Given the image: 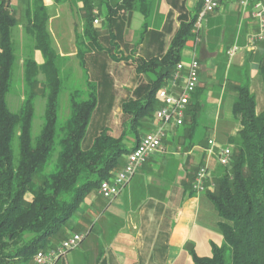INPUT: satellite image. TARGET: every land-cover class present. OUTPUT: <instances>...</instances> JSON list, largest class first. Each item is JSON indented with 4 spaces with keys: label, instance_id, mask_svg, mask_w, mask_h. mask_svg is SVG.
<instances>
[{
    "label": "trees",
    "instance_id": "16d2710c",
    "mask_svg": "<svg viewBox=\"0 0 264 264\" xmlns=\"http://www.w3.org/2000/svg\"><path fill=\"white\" fill-rule=\"evenodd\" d=\"M53 1L60 4L67 0ZM201 3L202 0L191 18L178 26L160 60L137 63L136 72L152 71L155 75L149 78L143 93L135 91V98L127 96L121 102L120 109L128 115L130 129L137 130L142 117L155 111V93L166 84L180 62L179 53L186 39L194 34L192 27ZM83 4L88 12L82 33L85 42L78 45L85 49L79 48L76 56L88 75L85 55L91 47L99 49V45L92 27L91 3L83 0ZM145 6V0H119L112 13L119 8L123 13H131L144 10ZM27 18L25 32L32 36L33 47L41 53L43 62L37 63L29 57L23 60V82L28 91L19 108L12 111L6 97L15 59L10 31L16 19L8 1L0 0V264H34L32 256L37 250L55 247L59 239L64 240L60 234L70 217L102 180L115 174L120 160L130 151L122 131L111 136L102 130L83 147L98 88V83L90 81L89 76L85 89L70 91L68 117L57 123V100L62 86L60 56L51 44L49 15L43 0H28ZM259 71L264 81V59ZM38 85L46 98L44 121L40 133L32 139V101ZM197 90L191 95L182 125L176 126L173 141L178 143L182 138L179 142L182 149L208 146L207 126L202 124L204 105ZM254 107L255 99L248 86H238L231 109L240 128L235 135L220 141L231 148V161L220 174L213 176L214 189L204 190L220 217L218 228L223 243L212 244L210 256L200 257L190 250L193 264H264V109L257 113ZM153 118L154 112L152 121ZM152 126L150 123L148 130ZM137 134L133 144L140 140ZM203 163L200 161L197 168ZM197 168L189 173L191 186Z\"/></svg>",
    "mask_w": 264,
    "mask_h": 264
},
{
    "label": "crops",
    "instance_id": "0c3cea01",
    "mask_svg": "<svg viewBox=\"0 0 264 264\" xmlns=\"http://www.w3.org/2000/svg\"><path fill=\"white\" fill-rule=\"evenodd\" d=\"M7 1L16 19L14 26L19 25L25 31L28 0ZM87 1L91 3L92 17L99 20L98 24L92 23L97 32L99 49L91 47L85 56L88 76L98 83V98L104 92H112L110 80L113 75L123 78L133 76L135 80L130 86L131 90L143 93L155 72L138 73L137 63L160 60L168 50L178 26L191 18L200 2L145 0L147 6L144 10L123 13V9L119 8L112 13L119 0ZM43 3L46 7H53L49 23L57 24L60 19V25L69 21L75 29L82 22L85 25L88 12L83 0H67L60 4L43 0ZM81 12L84 13L83 20ZM250 12L251 7L248 11L241 10L239 0H222L199 31L186 39L179 53L183 63H188L193 57L199 61L197 91L201 98L207 94L202 119L209 131L208 139L213 138L218 145H225L220 141L226 140V136L235 135L240 128L231 108L237 87L244 85L241 84L243 79L246 78L245 84L255 101V95L264 91V81L259 71L264 59V42L252 43L249 40V36L256 31V20ZM84 25L81 26L82 30ZM14 26L10 31L12 43ZM18 36V45L28 43L23 34ZM69 44L74 47H68V50L58 47L59 55L68 51L69 56L76 57L75 39ZM232 49L234 53L230 56ZM30 52L37 63L43 62L38 50ZM223 59H227L226 63ZM232 67L233 76L230 75ZM218 70L224 77L221 98L215 91H208L206 84L207 80L216 79ZM99 77L106 82H99ZM219 77L221 79V75ZM225 99L231 101V106L230 110L225 108L224 123L219 127L217 122ZM176 130V126L168 124L163 149L147 158L117 196L103 198L102 208L94 207L95 198L86 197L75 212L78 215L70 217V225H66L60 234L65 239L79 233L82 239L76 248L59 255L54 264H193L190 250L200 257L210 256L212 244L222 245L218 213L205 193L194 192L189 181V173L195 172L200 161L208 162L209 157L201 146L179 147L182 138L178 143L173 141ZM122 162L125 163V157ZM89 213L91 216H83ZM98 213L100 215L95 216Z\"/></svg>",
    "mask_w": 264,
    "mask_h": 264
},
{
    "label": "rangeland",
    "instance_id": "374dc122",
    "mask_svg": "<svg viewBox=\"0 0 264 264\" xmlns=\"http://www.w3.org/2000/svg\"><path fill=\"white\" fill-rule=\"evenodd\" d=\"M52 9L53 7L51 5L46 7L47 13L50 16H52ZM82 13V20H83V15L84 13ZM210 13H207L203 19H201V25L204 24V21L207 17H209ZM62 17V16H61ZM60 17V18H61ZM23 20V19H22ZM81 20V19H80ZM61 21L60 19L57 20V24L56 22H52L48 24V31L50 33V37H51V44L53 46V48H55L56 50H58V47H65L68 50V47H71L73 45H70L69 43H72V40L75 39V46H76V50L80 49H85L83 46L80 47V45H78L79 43L85 42V38L82 35L83 30L82 27L84 24L82 22L81 26L78 25V27L75 29L73 25L70 24L69 21H66V23H64L63 25H60ZM73 30V32H72ZM13 48H14V54H15V59L14 63H13V71H12V77H11V83H10V88L9 90L11 91L10 93L7 94V103L9 108L12 111H16L20 104H21V96L27 94L28 88L26 86V84L23 82V78H22V68H23V62L22 60H24L25 58L29 57L33 59V55L31 54V50H34L33 48V39L32 36L25 33V31L23 29H21L19 27V25L14 26L13 28ZM18 34H23V37L27 38L26 42L24 46L22 45H18L17 44V40L20 36H18ZM57 42V44L55 43ZM22 46V48H21ZM74 47V46H73ZM32 48V49H31ZM30 49V50H29ZM74 49V48H73ZM89 52V51H88ZM87 52V53H88ZM68 51H66L65 53L63 52L62 55L60 56V59L58 61V65H59V73H60V78L62 80V86H61V91L59 93V97H58V114H57V123L61 124L63 123L66 118L68 117V114L70 112V108H69V100H68V96L70 91H75V90H83L85 89V83H86V74H84V69L80 66L79 64V59L78 57H74L73 55H68ZM73 53V52H72ZM86 53V54H87ZM86 56V55H85ZM22 59V60H21ZM221 60V59H219ZM224 63H226L227 59H223ZM233 66V65H232ZM235 67V66H233ZM233 67L230 70V75L233 76ZM86 68V65H85ZM133 75V74H131ZM221 75V79L220 76ZM39 79H42V76L39 75L38 77ZM99 82L103 81L106 82V80L101 79L100 77L97 78ZM90 81H95V79H89ZM110 80V78H109ZM135 78L133 76H125L123 77H119L117 75H113L111 76V80L112 81V92L109 93H103L101 94L100 98H98V89L96 88V106L93 110V112L91 113V117L89 120V124L87 130H86V134L83 138V147L86 145H89L90 142L92 141L93 137L98 134L100 131L104 130L107 133H111V136H118L120 135L121 131L124 135V143H126V147L128 149H131L132 144H130L131 142H133L135 140V133L138 132V136H142L143 133H145V131L148 130V127L150 126V123H152V115L153 112H149L147 114H145L142 117V122L140 124L141 127H139L137 130H132L130 129V124L128 123V115L125 112H122L120 107H121V102H119L120 100L123 101L125 97L129 96V97H133L135 98V94H133V91L131 90L130 86L131 84L134 82ZM221 80L220 83L217 84V82ZM223 74H221V70H218V73L216 75V79L211 78L209 81H206L207 89L209 91V89L211 91H215V94L218 93L219 97L221 98L223 96ZM229 81H231V79H229ZM209 82V84H208ZM247 83L246 78L243 79L241 84H245ZM264 86V85H263ZM213 88V90H212ZM108 90V88L106 89ZM37 91V95L34 97L33 102V107H34V113H33V117L31 120V136L32 139H35L38 134L40 133L41 127L43 125V121H44V108H45V102H46V98L44 95L41 94V92H43V88L41 87V85H38L36 88ZM46 91V89H45ZM44 91V92H45ZM226 96V95H225ZM207 94L203 95L202 99H203V105H205L207 103ZM256 97V101H255V105L256 107V111L259 113L264 109V91L263 93H259L255 95ZM230 101V100H229ZM207 105V104H206ZM231 106V101L228 102V100L225 99V101L222 103L221 106V116L219 121L217 122L219 127L221 125V123L224 120V113L226 112V109H229ZM158 107V104L155 103L153 104V109H156ZM226 108V109H225ZM230 110V109H229ZM203 121V119H202ZM204 122V121H203ZM224 123V122H223ZM123 124V125H122ZM205 126L206 123H202ZM123 129V130H122ZM209 131L206 130L205 134L206 136L208 135ZM208 138V137H207ZM205 142V141H204ZM222 145V144H220ZM180 147V146H179ZM203 148L206 150L207 149V145H203ZM218 148H215L213 152H217ZM147 160V159H146ZM145 160V162H146ZM144 162V163H145ZM143 163V164H144ZM142 164V165H143ZM203 164H206L209 171H210V179L207 181L212 182L213 186L210 187L212 189H214V177L215 174H220V172H222V169L224 168V166L220 165L217 162V158L215 154H212L209 156V161L205 162ZM123 162L122 160H120L118 167L116 169H121L123 167ZM86 197H91V198H95V202H94V207L100 209L102 208V202L104 201L103 198L99 197L97 194V190H93L91 191ZM85 202V199L82 201L81 204H83ZM217 213V211H216ZM78 214H74V216H76ZM100 213L96 214L95 216H99ZM83 216H91V214H83ZM94 216V215H92ZM67 225L69 226V222L67 223ZM226 257L227 259H229V252H226Z\"/></svg>",
    "mask_w": 264,
    "mask_h": 264
},
{
    "label": "built area",
    "instance_id": "2783aa9c",
    "mask_svg": "<svg viewBox=\"0 0 264 264\" xmlns=\"http://www.w3.org/2000/svg\"><path fill=\"white\" fill-rule=\"evenodd\" d=\"M222 0H202L201 9L194 23L193 32L197 33L201 28V19L207 13L216 10ZM241 10L248 11L256 20V31L249 36L252 43L264 42V0H239ZM94 24H98L97 18L93 19ZM234 49L229 51L233 55ZM200 64L194 57L188 63L178 62L171 77L166 84L160 86L155 99L158 107L154 111L153 127L145 132L137 144H135L125 156L123 167L118 170L110 179L102 180L97 188V193L101 198L112 199L117 196L124 184L131 176L141 168L145 160L163 149V141L168 135V124L182 125L191 95L199 84ZM207 156L216 155L217 162L222 166H228L231 161L232 150L228 145H218L213 138L207 140ZM218 148L217 152H213ZM210 171L206 164L197 168L192 181V189L196 193L204 192L207 187H212ZM82 239L81 234L73 233L60 243L48 249H39L33 257L34 264H54L59 255L68 250L76 248Z\"/></svg>",
    "mask_w": 264,
    "mask_h": 264
}]
</instances>
